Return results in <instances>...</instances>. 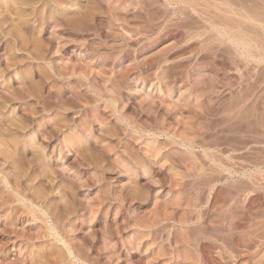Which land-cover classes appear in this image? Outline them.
<instances>
[{
  "label": "rangeland",
  "instance_id": "374dc122",
  "mask_svg": "<svg viewBox=\"0 0 264 264\" xmlns=\"http://www.w3.org/2000/svg\"><path fill=\"white\" fill-rule=\"evenodd\" d=\"M258 18L264 0H0V264H264Z\"/></svg>",
  "mask_w": 264,
  "mask_h": 264
},
{
  "label": "bare ground",
  "instance_id": "6f19581e",
  "mask_svg": "<svg viewBox=\"0 0 264 264\" xmlns=\"http://www.w3.org/2000/svg\"><path fill=\"white\" fill-rule=\"evenodd\" d=\"M171 1V0H170ZM180 1V0H179ZM182 1V0H181ZM187 1V0H186ZM232 1V0H231ZM172 4V3H171ZM188 4V3H187ZM169 6V5H168ZM175 8V7H174ZM251 17V16H250ZM251 19H253L252 17H251ZM250 20V19H249ZM258 20H260V22H262L263 23V25H262V27H263V30H264V18H258ZM235 39V38H234ZM41 125V124H40ZM44 125V124H43ZM147 127V126H146ZM148 127H149V125H148ZM151 128V127H150ZM149 128V129H150ZM145 130V129H144ZM155 131V130H154ZM195 132V131H194ZM197 133H199V132H197ZM163 134V133H162ZM201 134V133H200ZM159 135V134H158ZM177 136V135H176ZM187 137V136H186ZM183 138V137H182ZM184 138H185V136H184ZM191 138V137H190ZM194 138V137H193ZM181 139V138H180ZM189 139V138H188ZM191 140H193V142H194V140L195 139H191ZM175 142V141H174ZM201 142V141H200ZM181 143V142H180ZM196 143V142H195ZM194 143V144H195ZM202 143V142H201ZM193 144V143H192ZM52 154H53V152H52ZM229 165H231L230 163H229ZM228 166V165H227ZM232 166V165H231ZM224 167V166H223ZM249 167V166H248ZM229 168V167H228ZM234 168V167H233ZM227 170V169H226ZM237 170V169H236ZM234 171V170H233ZM245 174V173H244ZM249 194V193H248ZM218 195H220V194H218ZM245 195V194H244ZM246 197V196H245ZM219 198V197H218ZM221 199V198H220ZM222 200V199H221ZM219 201V200H218ZM245 201V200H244ZM222 202V201H221ZM226 203H228V202H226ZM233 203V202H232ZM231 203V205H230V202H229V206H231V207H229L230 208V210H228V211H230L231 213L233 212V209H234V205H235V203H234V205ZM239 203V202H238ZM219 204H223V203H219ZM27 205V204H26ZM221 206V205H220ZM236 206V205H235ZM216 207H217V205H216ZM228 207H226L227 209H228ZM248 207V206H247ZM29 208V207H28ZM33 208V207H32ZM224 209V208H223ZM248 209V208H247ZM218 210V209H217ZM216 210V211H217ZM226 210V209H225ZM224 210V211H225ZM236 210H237V208H236ZM35 210H33V212H34ZM51 211V210H50ZM49 211V212H50ZM29 212V211H28ZM223 212V211H222ZM221 212V213H222ZM234 212H235V209H234ZM234 212L232 213V214H234ZM26 213V212H25ZM53 213V212H52ZM44 214V213H43ZM224 214H225V212H224ZM229 214V213H228ZM31 215V214H30ZM51 215V214H50ZM55 215V214H54ZM28 216V215H27ZM45 215H43V217H44ZM222 216H223V214H222ZM228 217L230 216V215H227ZM227 216H223V217H226V218H228ZM252 216V215H251ZM256 216V215H255ZM46 217V216H45ZM223 217H221L223 220L225 219V218H223ZM232 217V218H231ZM233 217H235V216H230V218L229 219H225L226 221H227V226H226V228H227V230L228 231H230V232H233L236 228H238V225H236V223H237V221L236 220H234L235 218H233ZM236 217H237V215H236ZM249 219H250V216H247ZM41 218V217H40ZM202 218V217H201ZM252 218V217H251ZM256 218V217H255ZM52 219V218H51ZM53 219H54V217H53ZM61 219V218H60ZM249 219H248V224H250V223H252L253 222V220L252 219H250L251 220V222L249 221ZM56 220H58V219H56ZM56 220H52L53 221V223H54V221L56 222ZM63 220V219H62ZM223 220H217V221H223ZM225 220H224V224H226V222H225ZM245 220V219H244ZM243 220V221H244ZM255 220V219H254ZM245 221H247V220H245ZM215 222V221H214ZM65 223V222H64ZM209 223H210V221H209ZM217 223V222H216ZM244 223H247V222H244ZM260 223H262V222H260ZM259 223V224H260ZM221 224V223H220ZM238 224V223H237ZM243 224V223H242ZM247 224V225H248ZM253 224V223H252ZM252 224H250V225H252ZM243 225H246V224H243ZM46 226V225H45ZM54 226V225H53ZM237 226V227H236ZM60 227V226H59ZM67 227V226H66ZM218 227V226H217ZM223 227V226H222ZM244 227V226H243ZM245 227H247V226H245ZM244 227V228H245ZM249 227V226H248ZM254 227V226H253ZM44 228H46V227H44ZM52 228V227H51ZM65 228V227H64ZM70 228V227H69ZM77 228V227H76ZM212 228H213V226H212ZM221 228V227H220ZM54 229H56V231H57V237H59V238H61L60 240H62V242L66 245V247H67V251H68V253H69V256H75V252H74V250L73 249H75V248H73L72 246H71V244L69 243V238H67L66 237V235L64 234V231H62V232H60V229H58L57 227L55 228L54 227ZM71 229V228H70ZM216 229H218V228H216ZM241 229V228H240ZM65 230V229H64ZM75 230V229H74ZM210 230V229H209ZM42 231V230H41ZM43 231H44V229H43ZM201 231V230H200ZM217 231V230H216ZM220 231V230H219ZM259 231V230H258ZM48 232V231H47ZM65 232H67L66 230H65ZM224 232V231H223ZM72 233V232H71ZM238 233H239V231H238ZM243 233V232H242ZM255 233V232H254ZM24 234V233H23ZM39 234V233H38ZM211 234V233H210ZM245 234V233H244ZM21 235V234H20ZM40 235V234H39ZM43 235V234H42ZM55 235V234H54ZM206 235V234H205ZM231 236V235H230ZM229 236V237H230ZM242 236V235H241ZM18 237V236H17ZM40 237H41V235H40ZM39 237V238H40ZM73 237V236H72ZM215 237V236H214ZM232 237V236H231ZM235 237V236H234ZM254 237V236H253ZM46 238V237H45ZM49 238V237H48ZM53 238V237H52ZM55 238V237H54ZM58 238V239H59ZM237 238V237H236ZM30 239V238H29ZM72 239V238H71ZM209 239V238H208ZM223 239V238H222ZM222 239H221V241H222ZM240 239V238H239ZM51 240V239H50ZM69 240V241H68ZM205 240H206V238H205ZM211 240H212V238H211ZM263 240V239H262ZM53 241V240H52ZM172 241V240H171ZM199 241V240H198ZM197 241V242H198ZM210 241V240H209ZM224 241V240H223ZM222 241V242H223ZM242 241V240H241ZM23 242V241H22ZM24 242H26V240L24 241ZM56 242V241H55ZM76 242V241H75ZM175 242V241H174ZM204 242V241H203ZM225 242V241H224ZM228 242V241H227ZM234 242V241H233ZM236 242V241H235ZM45 243V242H44ZM231 243V242H230ZM25 244V243H24ZM77 244H78V242H77ZM76 244V245H77ZM243 244V243H242ZM26 245V244H25ZM42 245V244H41ZM174 245V244H173ZM177 245V244H176ZM203 245H204V243H203ZM220 245V244H219ZM219 245H217V246H219ZM238 245H239V243H238ZM175 246V245H174ZM208 246H209V244H208ZM224 246H225V244H224ZM233 246V245H232ZM78 247H79V245H78ZM213 247V246H212ZM227 247V246H226ZM229 247V246H228ZM1 248V247H0ZM175 248V247H174ZM206 248V247H205ZM224 248V247H223ZM222 248V249H223ZM211 249V248H210ZM219 249H220V246H219ZM46 250H47V248H46ZM233 250V249H232ZM231 249H230V251H232ZM235 250H236V247H235ZM62 251V250H61ZM215 251V250H214ZM1 252V251H0ZM53 252V251H52ZM234 252V251H233ZM97 253V252H96ZM209 253V252H208ZM216 254V253H215ZM177 255V254H176ZM58 256V255H57ZM79 256V254L77 255V257ZM186 256V255H185ZM190 256V255H189ZM234 256V255H233ZM49 257V256H48ZM193 257V256H192ZM198 257V256H197ZM26 258V257H25ZM87 258V257H86ZM178 258V257H177ZM177 258H175V259H177ZM187 258V257H186ZM13 259H15V258H13ZM27 259V258H26ZM58 259V258H57ZM64 259V258H63ZM81 260H82V258H80ZM174 259V260H175ZM182 259V258H181ZM191 259H193V258H191ZM201 259V258H200ZM222 259V258H221ZM19 260V259H18ZM31 260V259H30ZM59 260V259H58ZM97 260H98V258H97ZM185 260V259H184ZM188 260V259H187ZM195 260V259H194ZM210 260V259H209ZM217 260V259H216ZM24 261V260H23ZM28 261V260H27ZM72 261V260H71ZM84 261H86L88 264H90L89 262H88V259L87 260H84ZM90 261V260H89ZM94 261H96V260H94ZM51 262V261H50ZM85 262V263H86ZM178 262V261H177ZM192 262H195V261H192ZM191 262V263H192ZM208 262V261H207ZM76 263V262H75ZM78 263V262H77ZM86 263V264H87ZM106 263V262H105ZM184 263V262H183ZM190 263V264H191ZM54 264H56V262L54 263ZM94 264V263H93ZM96 264V263H95ZM172 264V263H171Z\"/></svg>",
  "mask_w": 264,
  "mask_h": 264
}]
</instances>
